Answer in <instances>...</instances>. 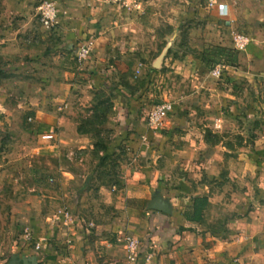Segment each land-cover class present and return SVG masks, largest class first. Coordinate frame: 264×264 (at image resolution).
Returning <instances> with one entry per match:
<instances>
[{"label":"crops","instance_id":"crops-1","mask_svg":"<svg viewBox=\"0 0 264 264\" xmlns=\"http://www.w3.org/2000/svg\"><path fill=\"white\" fill-rule=\"evenodd\" d=\"M49 1L59 16L52 30L34 19L39 0H0V116L7 121L11 116L9 124L19 118L28 130L42 132L44 126L64 121L47 106L48 89L56 81L52 73L62 72L67 52L76 57L83 41L90 42V54L80 65L86 74H98L90 86L99 83L146 96L152 94L146 84L152 79L148 65L154 66L158 57V66L169 65L186 80L196 75L190 62L202 63L204 43L219 44L208 40L206 28L199 42L191 39L187 22L196 16H181L190 0ZM180 32L183 40L177 38ZM257 43L248 44L251 53L239 56L235 71L220 66V75L236 82L247 78L255 87L264 84V69H242L246 59L264 60V38ZM184 49L197 55L191 58ZM155 50L162 52L158 56ZM59 83L66 92L67 82ZM188 92H177L158 132L136 116V102L129 109L122 102L116 106L127 109V118L118 121L134 131L135 153L123 187L111 193L117 211L92 230L63 220L51 224L43 232L51 264H264V131L255 128L250 137L244 130L249 123L262 124L254 114L264 107L254 99L258 91L249 101L241 92L214 86L211 94L230 96L231 104L214 102L212 95L209 101L194 102V93ZM245 108L252 113L244 115ZM223 132L234 133L238 141L225 142ZM72 178L67 169L55 176L60 185ZM196 197L207 199L199 218L193 210ZM126 235L138 239L134 258L127 256Z\"/></svg>","mask_w":264,"mask_h":264},{"label":"rangeland","instance_id":"rangeland-1","mask_svg":"<svg viewBox=\"0 0 264 264\" xmlns=\"http://www.w3.org/2000/svg\"><path fill=\"white\" fill-rule=\"evenodd\" d=\"M219 6H223L225 12L216 15ZM198 8H202L199 9L200 13ZM193 15L196 17L190 23H185L193 29L191 39L199 42L206 28L209 41L222 44L220 46L237 54L235 65H228L232 67L230 70L235 71L240 66L239 56L251 53L248 47L241 50L233 47L235 34L248 37L249 44H258V40L264 38V0H190L181 16L185 20ZM34 19L39 23L37 15ZM226 21L229 23L226 24ZM183 32L179 33V40L185 38ZM160 45L157 44V47L160 48ZM170 48L175 49L174 46ZM168 49L169 46L165 48ZM158 52L156 54L159 56L162 51ZM184 52L192 55L191 58L197 55L195 51L184 49ZM253 60H244L242 69H264V60ZM64 64L60 66L62 72H57L58 75L52 73L56 81L51 82L47 96V106L64 121L44 126L41 132L25 129L19 118H16L18 123L9 124L11 116L8 121L4 118L6 115L0 116V264H7L15 255L31 260V264H51L48 258L50 253L46 251L48 244L43 243L39 250L34 249L23 239L25 227L40 234L47 233L51 229V220L65 216L62 222L68 221L73 226L80 224L85 231V228L92 230L96 225L107 222L108 217L114 215L117 210L111 205V193L123 187L125 172L133 165L135 154L131 146L134 131L126 128L124 120L118 121V117L127 118V109L132 103L138 104L134 111L136 116L143 117L145 121L147 111L153 104L163 100L172 102L181 89L194 93V102L209 101L212 95L214 102L224 99L231 104L234 98L211 94L215 86L233 94L241 92L244 94L243 100L249 101L252 100V92L257 90L259 95L254 99L264 105L263 83L255 87L247 78L246 82H236L230 77L224 79L223 73L215 77L211 74L213 66L202 63L190 62L189 68L196 75H187L186 80H182V75L169 65L149 64L147 76L152 79H148L146 84L152 94L147 96L141 91L135 95L132 92L127 94L120 88L99 83L90 86L86 69L70 51ZM223 65L226 64H220L221 67ZM223 71L226 72L225 69ZM63 79L68 84L66 92L60 88L59 80ZM121 102L127 109H116ZM245 109L243 114L245 111L252 113L249 108ZM254 110L263 124L264 107ZM262 124L249 123L244 130L251 137L255 128L264 131ZM234 126L230 125L231 128ZM221 134L225 135V142L238 141L234 133ZM78 136L81 138L78 139ZM60 169L73 173V178L69 182L64 180L62 185L55 179Z\"/></svg>","mask_w":264,"mask_h":264},{"label":"built area","instance_id":"built-area-1","mask_svg":"<svg viewBox=\"0 0 264 264\" xmlns=\"http://www.w3.org/2000/svg\"><path fill=\"white\" fill-rule=\"evenodd\" d=\"M112 2L123 1V0H111ZM211 3V1H209ZM219 12L224 13V7L219 6ZM37 17L41 26L46 30H52L59 23L58 12L54 4L49 0H39L37 6ZM249 44L248 37L243 34H235L233 37V47L237 50L245 49ZM90 54V42L83 41L79 44L76 50V59L79 63L86 62ZM211 73L219 77L220 76V64L213 66ZM172 111V103L170 101H162L153 104L147 111L146 122L149 128L155 130H161L165 127L166 118ZM68 217V215L66 216ZM65 219V216H63ZM51 220L53 224L56 220L59 223L60 220ZM23 239L26 243L31 244L34 249L39 250L41 245L47 241L44 234H40L37 231L32 230L29 227L23 229ZM124 247L127 252L128 258H134L135 253L138 249V239L126 235L123 237Z\"/></svg>","mask_w":264,"mask_h":264},{"label":"trees","instance_id":"trees-1","mask_svg":"<svg viewBox=\"0 0 264 264\" xmlns=\"http://www.w3.org/2000/svg\"><path fill=\"white\" fill-rule=\"evenodd\" d=\"M200 59L204 66H214L216 64L235 65L237 62V54L224 46L207 44L204 46L200 54ZM97 75L98 74L95 76L92 71L88 72L87 78L89 82L93 81L94 83V78L97 77ZM105 79L106 78L100 81L104 82ZM206 202L207 199L205 197H196L193 199L194 214H196L198 218L200 217L201 211L205 207Z\"/></svg>","mask_w":264,"mask_h":264},{"label":"water","instance_id":"water-1","mask_svg":"<svg viewBox=\"0 0 264 264\" xmlns=\"http://www.w3.org/2000/svg\"><path fill=\"white\" fill-rule=\"evenodd\" d=\"M160 59H161V56L156 59L154 66H158ZM154 208L163 210V207L158 204H155ZM29 261L31 260H28L27 258H24V257H18L15 255L8 261L7 264H29Z\"/></svg>","mask_w":264,"mask_h":264}]
</instances>
